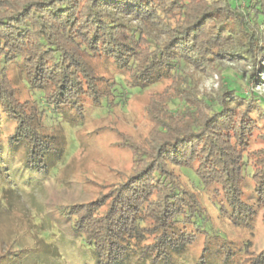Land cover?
<instances>
[{
    "label": "trees",
    "instance_id": "trees-1",
    "mask_svg": "<svg viewBox=\"0 0 264 264\" xmlns=\"http://www.w3.org/2000/svg\"><path fill=\"white\" fill-rule=\"evenodd\" d=\"M94 60L114 74L98 73ZM227 64L242 72L214 97L199 92L194 74L223 76ZM260 69L264 0H0V141L14 125L0 168L48 174L76 129L72 110H100L121 86L127 102L170 79L149 108L150 147L132 144L131 174L60 208L62 222L91 264H264V251L233 242L216 222L248 228L264 208V144L252 147L264 140V98L243 91ZM56 114L65 119L53 123Z\"/></svg>",
    "mask_w": 264,
    "mask_h": 264
},
{
    "label": "rangeland",
    "instance_id": "rangeland-1",
    "mask_svg": "<svg viewBox=\"0 0 264 264\" xmlns=\"http://www.w3.org/2000/svg\"><path fill=\"white\" fill-rule=\"evenodd\" d=\"M126 20L133 21L131 18ZM93 62L98 73L114 74L107 62ZM227 65L232 68H228L223 76L214 72L193 73L199 92L214 97L226 84L227 77L242 72L238 65ZM9 72L8 76L15 80L16 70L13 68ZM243 74L247 76V73ZM258 75L260 81L245 85L243 91L264 98V69H260ZM170 85V79L160 80L143 92L131 94L127 102L125 99L131 90L126 88L122 92L121 86L118 97L109 98L100 110L82 114L72 110L76 129L68 131L69 147L63 161L48 174L28 173L20 170V165L0 168V256L6 257L11 264H91L84 241L74 236L69 221L62 222L59 209L93 201L131 174L135 165L132 144L143 149L150 147L151 133L156 127L149 108L154 100L167 95ZM29 95L25 91L23 98ZM51 117L53 123L65 119L58 114ZM52 122L49 118L46 125L49 127ZM13 128L11 122L7 123L0 143L6 144ZM263 144L264 140L256 139L252 147L255 149ZM19 151L11 159L14 164L22 161ZM216 222L233 242H250L255 254L263 253L264 208L259 210L248 228ZM210 262V258L202 260L203 264Z\"/></svg>",
    "mask_w": 264,
    "mask_h": 264
}]
</instances>
